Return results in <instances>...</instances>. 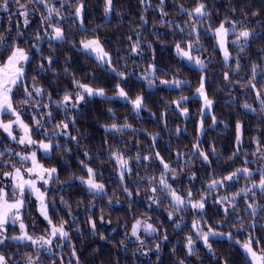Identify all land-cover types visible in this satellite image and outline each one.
I'll return each mask as SVG.
<instances>
[{"label":"snow or ice","instance_id":"1","mask_svg":"<svg viewBox=\"0 0 264 264\" xmlns=\"http://www.w3.org/2000/svg\"><path fill=\"white\" fill-rule=\"evenodd\" d=\"M11 3L12 0H0V8L10 11ZM15 3L17 5L16 15L23 17L25 28L30 25L28 17L38 10L33 5L42 6L46 10V14L41 16L40 30L33 35L35 43H30L28 47H22L17 41V38L24 36V33L20 31L19 24H17L15 37L11 36L10 28L0 31V134L4 135L8 141L20 146L19 150L9 146L0 147V264H46V258L50 260V264H65L64 248H70V258L67 264H82L70 235V231L80 232L81 229L78 225L70 228L69 220L62 216L57 217L55 196L50 194L62 192L65 186L70 185L71 181H78L90 196L103 198L107 195L106 185L98 180L97 169L89 166L92 156L88 151L83 152L85 159H78L80 170L84 175H72L65 180H60L58 168L54 165L46 166L47 162L54 159V153L57 150L64 153L70 152L68 143L74 142L79 147V129H76L77 135H72L69 131L70 128H75L76 124L75 116L69 115V113L74 112L89 98L103 97L109 101L122 100L126 105H131V112L139 116L140 112L146 108V97L139 93L134 98L130 97L129 92L125 89L128 80L135 75V72L118 71L113 66L114 62L110 51L105 47V42L99 36H94L90 39L80 40L79 44H74L73 47L89 58H93L98 68H106L107 71L114 74V78L118 81L115 85V95L107 96L104 87H94L73 76L72 88L74 91L66 89L57 100H53L52 94L47 93V102H43L46 89L38 84L37 76L33 75L31 83L28 82L27 68L33 59L32 49H35L36 53L41 56L42 61L47 62V68L43 62L36 65L37 75L45 71H52L55 74V70L52 68L53 56L44 57L40 43L46 38L52 52L55 51L53 42L68 43L65 31L60 25L69 18L78 21L76 25L78 30L89 31L84 26L87 0H76L74 5L71 0H27L26 3L22 0H15ZM113 3L114 0H104L105 17H108L112 12ZM139 3L144 11L153 7L149 0H139ZM165 3L166 0H159V4L155 7L160 11V24L171 27L173 34L179 36L174 44L176 56L193 64L201 73L198 86L192 93L202 101V106L199 109L201 119L197 124L194 142L189 152H176L177 164H180V158L187 157L183 165L177 168H173L171 162L165 160L161 152L152 151L158 143L159 133H146L153 143L148 146L147 154L144 155L138 151L135 156H129L125 150L114 148L111 146L110 140H105L104 143L109 145L107 159L114 162L116 166L114 170L118 176V185L122 187L129 199V211L134 210L133 197L141 195L139 190L134 192L125 183L134 171L131 167L133 161L137 164L147 162L144 163L146 170L153 166L160 169L159 176L144 177L137 174L135 183L141 184L145 180L147 181L146 192L150 195H145L144 199L149 206L160 208L165 200L168 202L167 218L173 222L176 229H182L184 223V217L176 214L191 210L189 214L195 218L185 235L183 245L185 252L178 264H191L189 258L193 256L199 259L197 241L202 242L208 252L219 260L220 257L216 255L213 244L210 243L214 237H225L242 250L244 264H264V237L257 238L258 225L259 232L264 234V224H260V220L264 219V215H262L264 214V55L259 61L251 63L250 66L241 63L245 58L251 59L250 56L246 57V54L256 39L264 41V29L249 28L244 25L242 20L230 18L228 15H225L216 27H212L214 21L210 19L212 13L206 0H195V6L190 9L185 8L183 4L178 5V11L189 18L185 21V25L181 26L166 19L168 13L164 10ZM57 4L59 7H56ZM65 7H74V12L63 14L61 9ZM236 11L235 8L232 9V12ZM240 12L246 20L249 13L245 12L243 8L240 9ZM250 15L258 16V12L252 11ZM9 19L11 20V17ZM139 19L141 25L147 24L143 14ZM260 23H264V21H260ZM202 29L203 31H201ZM41 31L43 35H41ZM204 34H209L210 38L214 40L211 46L213 52L218 51L222 56V63L226 68L223 72V81L229 86V90L232 85H239L245 97H253V103L248 102L246 98L242 104H239V108L245 110L244 115L251 114L257 120L256 134L248 137L250 150L244 147L247 127L242 120L235 121L233 149L225 161L226 167L232 170L222 175L215 174L214 161L211 159V157L220 155L218 149L215 146H209V149L205 150L201 146V137L206 134L204 125L206 116H211L209 128L222 123L226 129L229 127L228 123L219 120L213 114L214 101L207 94L206 85L209 79L207 73L211 57L203 55L207 51L202 40ZM185 35L188 36L187 40L184 39ZM194 35L195 39H193ZM9 40L12 42L9 43ZM127 40L130 42V57L144 55L142 44L152 48V43L143 41L142 33L139 31H135L134 40L131 35L127 37ZM233 50H236L235 56L232 54ZM259 52L264 54V47H261ZM154 61L155 52L153 51V62L149 63L144 74L138 77V79L147 81L148 88L157 86L155 74L159 68ZM232 61L235 62V67L232 66ZM246 67L249 69L247 74L241 75L242 68ZM64 71L67 73L68 69L65 68ZM233 75L237 77L236 80L232 79ZM190 84L189 80L178 79L175 76L172 79H159V85L171 86L175 89H181L185 85L190 86ZM18 94L23 96L22 100H16ZM188 100L189 96L181 95L175 100L166 102L165 112L161 113V122L165 123V127L167 125L164 117L173 105L175 106L174 110L178 111L180 116L187 118L190 115L187 107H181V104ZM256 104L258 107L254 106ZM53 107L57 111L62 110L64 118L52 124L51 130H49L46 125L51 124L55 119ZM29 109L32 112L31 123L25 122L22 115ZM107 111L115 115L112 109H107ZM5 117L9 118L5 119ZM103 127L105 133L111 134V138L117 140V143L123 138L122 136L117 137V133H125V130L138 131L127 122L105 124ZM182 131H186V129L177 127V134ZM37 135L42 138L34 139ZM60 136L66 138L65 143H61L57 139ZM60 158L64 159L63 156ZM196 160H199L202 167L212 168V172L207 173L208 179L203 184V190L194 191V185L186 191L182 187H173V184L178 182L181 172ZM237 162H239L238 166ZM215 163L218 164V161ZM185 174L190 183L199 179L194 171ZM241 179L244 184L237 188ZM230 188H236V191H229ZM213 192L217 193L213 204L217 206V214L222 213L223 219L209 224L204 217L207 214L208 199ZM115 202L120 203V201ZM59 203L68 209L67 215L71 218V223L75 224L76 215L63 195L60 196ZM82 203L83 201L78 202V206ZM108 203L112 204L113 200L109 199ZM239 205H243V207L238 210ZM33 206H35L36 215L32 216L29 224L25 221L31 214ZM93 207V202H89L85 211L91 214L85 219L92 234L96 235L97 221L109 225L111 221H106L102 214L96 218ZM241 213L244 215L242 216ZM233 216L236 220L229 231L224 232L216 228V225H226ZM246 217H250V219H246ZM152 219L153 216L146 213L139 218H134L130 231L124 233L125 239L120 241V245L124 246L126 240L131 237L138 242V250H140L146 243L142 236H155L158 240H167V235L163 237L157 235L158 226L151 222ZM41 223L43 230H41ZM246 230L247 234L243 235L242 239L236 238ZM100 239L105 240L107 237L101 234ZM12 242H17V250L20 247H25L30 251L14 258L11 252L5 251L11 247ZM160 249L161 244L158 242L147 251H142L141 255L148 256L152 251L159 253ZM173 251H175V247ZM223 264H229L227 258L224 259Z\"/></svg>","mask_w":264,"mask_h":264},{"label":"trees","instance_id":"2","mask_svg":"<svg viewBox=\"0 0 264 264\" xmlns=\"http://www.w3.org/2000/svg\"><path fill=\"white\" fill-rule=\"evenodd\" d=\"M22 2L26 3L27 0H22ZM75 2L76 0H71L73 5ZM149 2L153 7L144 11L139 0H114L112 12L108 17H105L104 0H87L88 6L84 26L89 31L83 32L78 30L76 27L78 21H73L69 18L60 25L65 31L68 43L60 44L59 42H53V46L55 47L54 52L51 51L46 38L40 43L43 56H53L54 63L52 64V68L55 70V74L52 71H45L37 75V71L35 70L36 65L43 62L47 68V62L41 60V56L36 53L35 49H32L33 59L27 68L28 82L31 83V77L36 75L38 84L46 89L43 102H47V93H51L52 99L57 100L63 95L66 89L74 91L72 88L73 76L94 87H104L106 94H108L107 96H110V94H114L115 85L118 82L114 78V74L107 71L106 68H98L93 58H89L83 52L78 51L76 47H73L74 44L78 45L82 39L99 36L105 42L106 49L110 51L114 62L113 66L118 71L126 70L129 73L135 72V75L131 76L128 80L125 89L129 92L130 97L134 98L138 93L146 97V108L140 112L139 116L131 112V106L126 105L121 100L113 99L109 101L103 97L89 98L79 108L74 110V112L69 113V115H74L76 119L75 128H70L69 131L72 135H77L76 129H79V147L74 142L68 143L67 146L71 149L70 152L64 153L57 150L54 153V159L47 162L46 166L54 165L58 168L60 180H65L72 175H84L80 170L78 159H85L83 152L88 151L92 156V161L89 166L97 169L98 180L104 182L106 185L107 195L103 196V198L90 196L78 181H71L70 185L65 186L62 192L50 194L55 196L56 209L58 210L57 217L62 216L69 220L70 228L78 225L81 229L80 232L70 231V235L73 238L72 242L76 247L82 264H178L185 252V248L183 247L185 235L188 233L191 222L195 218L189 214L190 209L186 212L178 213V216L184 217V223L182 229H176L164 211V209H168V202L166 200L163 204V209L149 206L148 202L144 199V196L147 194V181L145 180L141 184L135 183L137 174L144 177L152 175L159 176L160 169L158 167L153 166L147 170L145 169L144 163L147 162L141 164H137L134 161L131 162V167L134 171L125 183L130 190L134 192L139 190L141 195L133 197L135 201L133 204L134 210L129 211V199L123 192L122 187L118 185V176L114 170L116 166L114 162L107 159L109 145L104 143L105 140H110L112 147L125 150L129 156H135L138 151L141 155H144L147 154L148 146L153 143L150 136L146 133H159L157 137L158 143L152 151L161 152L165 160L170 161L173 168H177L183 165L187 157L180 158V164H177L176 152H189L196 136V124L199 118L201 102L192 93L198 86L199 75L201 73L199 69L187 65L176 56L174 44L179 36L178 34H173L171 27L160 24V11L155 7L159 4V0H149ZM14 3L15 0H12L10 5ZM206 3L212 13L210 17L214 21L212 27H216L219 21L225 15H228L230 18L242 20L244 25L249 28L264 29V23H260V21H264V0H206ZM179 4H183L185 8L190 9L195 6V0H166L164 7V10L168 13L166 19L184 26L185 21L189 18L178 11ZM33 7H36L38 10L29 16L30 25L27 28L23 26L22 20L19 17L14 16L10 20L8 14L0 13V31H6L10 28L11 36L15 37L17 24H19L20 31L24 33V36L17 38V41L22 47H28L30 43H35L33 35L40 30L41 16L46 14V10L42 6L33 5ZM56 7H59V5L57 4ZM233 8L237 11L232 12ZM241 8L249 13L246 20L240 12ZM252 11L258 12V16H251L250 13ZM61 12L63 14L74 12V7H65L61 9ZM142 14L145 16L147 24L141 25L139 18ZM134 30L142 33L143 41L152 43L151 49L146 44H142L143 56H129L130 42L127 40V37L131 35L134 40ZM41 35H43L42 31ZM184 39L187 40L188 36L185 35ZM193 39H195V35ZM202 40L207 49L203 55L205 57H211V64L207 73L209 79L206 90L209 98L214 101L213 114L219 120L228 123L229 127L226 129L222 123L219 126L209 128L211 116H206L204 120L206 134L201 137V146L205 150H208L209 146H215L218 149L220 155L211 157V159L214 161L213 167L215 168V174L222 175L232 170L226 167L225 161L227 155L233 149L235 121L237 119L242 120L247 127L248 131L245 133L244 147L250 150L248 137L256 134L257 120L251 114L244 115L245 110L239 108V104H242L246 98L248 102L253 103V97H245L239 85H232L231 90H229V86L224 83L223 72L226 68L222 63V57L219 52H213L212 50L211 46L214 40L210 38L209 34H204ZM8 42L11 43L12 41L9 40ZM261 47H264V41L256 39L252 47L247 50L246 57L250 56L251 59L245 58L241 61L242 65L250 66L251 63L259 61L261 56L264 55L259 52ZM153 51L155 52L154 62L159 68V71L155 74L157 78L155 83L157 86L155 88H148L147 81L138 79V77L142 76L148 64L153 62ZM232 54L235 56L236 50H233ZM126 57L129 58L126 60ZM232 66L235 67L234 61H232ZM65 68L68 69L67 73L64 71ZM248 70L247 67L242 68L240 74L246 75ZM174 76L178 79L189 80L191 82L190 86L185 85L181 89H175L171 86L159 85V79H172ZM149 78L151 79V77ZM232 79L236 80L237 77L233 75ZM122 86L125 85L122 84ZM181 95L189 96V100L183 102L181 107H187L190 115L184 119L179 115L178 111L174 110L175 106L173 105L171 109H168L164 117L167 125L165 127V123L161 122V113L165 112L167 107L166 102L175 100ZM22 99V95L18 94L16 96L17 101ZM254 106L258 107V104ZM107 109H112L115 115L110 114ZM52 110L55 119L51 124L46 125L49 130H51L52 124L64 118L62 110L57 111L54 107ZM22 115L25 122L31 123V110L28 113L26 111L23 112ZM125 122L131 124L138 131L125 130V133H117V137H123L119 143H117V140L111 138V134L105 133L103 125L111 123L123 124ZM177 127L186 129V131L177 134ZM37 136L40 137L39 135ZM57 139L61 143H65L66 141V138L63 136ZM1 145L13 146L14 143L8 141L3 136ZM61 156L64 157L63 160L60 158ZM216 161H218V164L215 163ZM238 164L239 162H237V166ZM252 167H255V165H252ZM193 171L197 173L199 179L190 183L185 173ZM210 172H212V168L202 167L199 160H196L181 172L178 182L173 184V187H182L186 191L194 185V191H202L203 184L208 179L207 173ZM243 184L244 181L241 179L240 184L236 187H241ZM229 191H236V188H230ZM61 195L69 202L72 212L76 215L75 224L71 223V218L67 215L68 209L59 203ZM216 196L217 193L213 192L206 205L207 214L204 219L209 224L223 219L222 213L217 214V206L213 204V199ZM109 199L113 200L112 204L108 203ZM80 201H83V203L78 206V202ZM115 201H120V203H116ZM89 202H93L94 204L93 211L96 218L102 214L113 223L124 225V227H128L134 218H139L142 214L146 213L147 215L153 216L151 222L158 226L157 235L159 237L167 235L168 239L158 240L155 236L149 237L148 246H154L159 242L161 249L159 253L152 251L148 256H143L140 251H137L138 246L135 243H127L126 240L125 245L121 246L120 241L125 239L124 235L118 229L110 232L108 226L105 227L99 221H97V234L93 235L85 219L86 216L91 214L85 211ZM258 202L260 201L258 200ZM242 207L243 205H239L238 210ZM33 215H36L35 206H33L31 214L28 215L25 222L30 224ZM241 215L243 216L244 214L241 213ZM246 219H250V217H246ZM235 220L236 218L233 216L228 220L226 225H216V228L220 231L227 232L232 228ZM260 224H264V219L260 220ZM257 229V238L264 237V234L259 232V225ZM41 230H43L42 223ZM101 234L105 235L107 239L101 240ZM246 234L247 230L236 238L242 239L243 235ZM210 243L213 244L215 253L220 259L217 260L208 252L202 242L197 241L199 259L195 256L190 257L191 264H223L225 258L228 259L229 264H244V253L227 238H212ZM174 247L175 251H173ZM5 251L11 252L15 258L17 255H23L24 252L30 251V249L20 247L17 250V242H12L11 247L5 249ZM63 252L65 264H67L70 258V248H64ZM46 264H50V260L47 258Z\"/></svg>","mask_w":264,"mask_h":264},{"label":"rangeland","instance_id":"3","mask_svg":"<svg viewBox=\"0 0 264 264\" xmlns=\"http://www.w3.org/2000/svg\"><path fill=\"white\" fill-rule=\"evenodd\" d=\"M10 7V11H4L2 8H0V13H6V14H8L10 17H14V16H17V17H19L21 20H22V23H23V17H21V16H18V15H16V7H17V5H16V3H14L13 5H10L9 6ZM29 18V20H30V17H28ZM90 39V38H89ZM222 57V56H221ZM184 61V60H183ZM187 65H189V66H192V67H194V68H196L193 64H190V63H188L187 61H184ZM195 91V90H194ZM194 91H193V93H194ZM106 95H108V94H106ZM115 95V92H114V94H110V96H114ZM193 96H195V97H197V98H199L198 96H196V95H193ZM199 100H200V102H201V106H202V101H201V99L199 98ZM122 101V100H121ZM124 102V101H123ZM131 106V105H130ZM80 107V106H79ZM78 107V108H79ZM25 112V111H24ZM28 112H30V110L29 111H27L26 110V113H28ZM9 117H6L5 119H8ZM184 119H186L185 117H183ZM200 119H201V117H200V115H199V118H198V120H197V124H198V122L200 121ZM197 124H196V128H197ZM3 136L4 135H2V134H0V147H3L1 144H2V138H3ZM5 137V136H4ZM40 138H42V137H38V136H35L34 137V139H40ZM11 142V141H10ZM9 147H12L13 149H16V150H19V148H20V146H18V145H16L15 143H14V145L13 146H9ZM6 170V169H5ZM146 195H150V193H147ZM145 197V196H144ZM153 207H155V208H157L156 206H153ZM157 209H163V206L162 207H160V208H157ZM164 211H165V213L167 214V209H164ZM178 214V213H177ZM176 214V215H177ZM178 216V215H177ZM105 220L107 221V220H109L107 217H105ZM133 222V221H132ZM131 222V223H132ZM131 223H130V225L128 226V227H124V225H120V224H118V223H113L112 221H111V224L109 225L108 223H104L103 225L105 226V227H107L108 226V229L110 230V232H113V231H115V230H119L123 235H124V233L126 232V231H130V227H131ZM234 230V229H233ZM226 232V231H225ZM11 235V234H10ZM148 238L149 237H147V236H142V239H145L146 240V243H145V245H144V247L142 248V249H140V250H137V251H140V253L142 252V251H147L149 248H152L153 246H148V242H149V240H148ZM214 238H225V237H214ZM127 243H135L137 246H138V242H136L135 241V239L134 238H131V237H129L128 239H127ZM151 253V252H150Z\"/></svg>","mask_w":264,"mask_h":264}]
</instances>
